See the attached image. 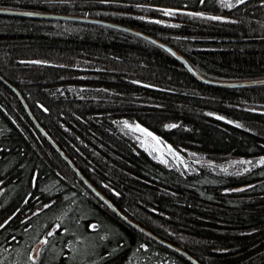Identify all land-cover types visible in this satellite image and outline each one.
<instances>
[{"label":"trees","instance_id":"obj_1","mask_svg":"<svg viewBox=\"0 0 264 264\" xmlns=\"http://www.w3.org/2000/svg\"><path fill=\"white\" fill-rule=\"evenodd\" d=\"M231 3L0 0V9L117 23L167 43L205 79H263L264 0ZM123 119L184 156L250 163L180 170ZM0 264H264V84L204 83L123 29L0 13Z\"/></svg>","mask_w":264,"mask_h":264},{"label":"rangeland","instance_id":"obj_2","mask_svg":"<svg viewBox=\"0 0 264 264\" xmlns=\"http://www.w3.org/2000/svg\"><path fill=\"white\" fill-rule=\"evenodd\" d=\"M232 1L233 0H231V2ZM125 122H127L130 127H125ZM119 126L122 130H125L127 133H129L130 136H133L142 147L146 148L160 160L169 165L175 166L183 171L193 169L194 165L197 162L210 163V165H212L215 169H226L227 171L235 169L236 167H238L237 165H248L250 162V160L247 161V159L241 158L231 160L227 163H216L214 161L205 159L193 153H191L189 156H184V154H181V152L174 148L172 144L161 140V138L155 132L151 131L143 125H140L137 122H133L128 119H123L119 122ZM137 126L139 127V129H144L147 133H151L152 136H147L145 135V132L137 130ZM153 136L157 138L159 143H157L156 140L152 139ZM241 161H244L245 163H240Z\"/></svg>","mask_w":264,"mask_h":264},{"label":"water","instance_id":"obj_3","mask_svg":"<svg viewBox=\"0 0 264 264\" xmlns=\"http://www.w3.org/2000/svg\"><path fill=\"white\" fill-rule=\"evenodd\" d=\"M1 14H6V15H13V16H24V17H34V18H50V19H65V20H76V21H84V22H93V23H99L119 29H123L129 32H133L135 34H138L142 37H145L148 40L154 41L157 44L165 47L166 49H169V51L176 56L178 60L187 68L189 72L198 80H202V82L211 84V85H216V86H223V87H239V86H247V85H259V84H264V78L263 79H255L254 80H246V81H235V82H216V81H211L208 79L203 78L200 76L190 65V63L180 54L176 49L168 45L167 43L154 38L150 35H147L141 31L135 30L130 27H126L117 23L109 22V21H104L101 19H96L92 17H86V16H76V15H64V14H56V13H39V12H28V11H17V10H10V9H0ZM22 99V98H21ZM23 101V99H22ZM24 102V101H23ZM25 104V103H24ZM27 111L29 112L28 108ZM30 113V112H29ZM32 118L33 116L30 115ZM34 119V118H33ZM35 121V119H34ZM36 123V121H35ZM46 135V134H45ZM46 137L51 141V143L56 147V144L46 135ZM60 151L58 147H56ZM60 153H62L60 151ZM63 154V153H62Z\"/></svg>","mask_w":264,"mask_h":264},{"label":"snow or ice","instance_id":"obj_4","mask_svg":"<svg viewBox=\"0 0 264 264\" xmlns=\"http://www.w3.org/2000/svg\"><path fill=\"white\" fill-rule=\"evenodd\" d=\"M244 2H245V0H237V3H239V4H242V3H244ZM221 3L224 4L226 7H229V8L233 7V4L231 3V0H221ZM165 14H166V15H171L172 13L166 11ZM211 19H220V18H219V17H211ZM218 118H220V117H218ZM125 127H130V125H128L127 122H125ZM170 127H175V125H171ZM237 127H239V125H237ZM137 130H139V131H141V132H145V135H147V136H152L151 133H147L146 130H144V129H139L138 126H137ZM152 139H153V140H156L157 143H159V141L157 140L156 137L153 136ZM240 163H245V162H244V161H241ZM249 163H250V162H249ZM225 171H226V169H225ZM46 207H47V206H46ZM57 227H59V225H58ZM92 227L94 228L95 226H92ZM47 235H48V236H52L53 233H52V232H49ZM41 243L47 245V244H48V240H47V239H44V240L41 241Z\"/></svg>","mask_w":264,"mask_h":264}]
</instances>
